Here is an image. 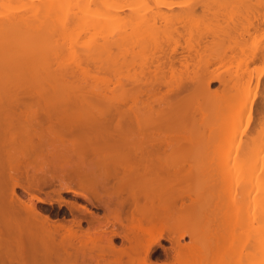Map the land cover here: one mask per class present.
Returning <instances> with one entry per match:
<instances>
[{"label":"bare ground","instance_id":"1","mask_svg":"<svg viewBox=\"0 0 264 264\" xmlns=\"http://www.w3.org/2000/svg\"><path fill=\"white\" fill-rule=\"evenodd\" d=\"M0 1L15 4L0 16V264H124L123 258L215 264L210 253L225 264L222 244L212 240L218 256L204 247L213 231L203 228L220 223L221 215L213 221L206 214L236 208L245 225L264 218V144H239L236 165L228 167L221 119L208 125L209 115L219 121L241 88L236 70L218 71L246 54L255 33H264V0H131L126 14L114 0ZM233 9L241 18L234 20ZM191 16L197 20L189 29ZM84 30L113 31V37L101 33L100 42L80 43ZM139 33L153 42L134 51L131 39ZM253 51L249 61H260L262 53ZM88 66L115 79L101 86L82 81L78 75ZM215 83L220 92L211 89ZM257 114L262 132V106ZM16 188L49 191L23 199ZM78 189L108 198L107 217L127 222V246L63 225L57 217L67 204L64 194ZM185 237L189 242L181 243ZM157 247L163 257L152 254Z\"/></svg>","mask_w":264,"mask_h":264},{"label":"rangeland","instance_id":"2","mask_svg":"<svg viewBox=\"0 0 264 264\" xmlns=\"http://www.w3.org/2000/svg\"><path fill=\"white\" fill-rule=\"evenodd\" d=\"M181 1H182L183 5H185V3L191 2L192 0H181ZM113 2L121 14H124V13L126 14L129 11H131V9H130L131 8V0H114ZM13 6H15L14 3L12 5V7L11 6H5V7L1 6V1H0V16L8 15V14H11V12H14ZM235 9L238 10V8H235ZM235 9L230 10V12H232L231 14L233 17L235 15L237 16L236 13L239 11L238 10L236 12ZM233 11L235 12V14L233 13ZM224 12H225V14H229V10H222L221 11V13H224ZM241 13L242 12L240 10V14ZM236 16H235L234 20L241 18V15L239 17L238 16L236 17ZM221 17H222V15H221ZM223 18L227 21V18H225L224 16H223ZM196 20H197L196 17L191 16L189 18V20L185 23V26H187V28H189V29L194 28L196 26ZM239 21H241V19ZM228 22H229V20H228ZM241 22H244L243 19ZM223 24H224V22H223ZM229 24H230V22H229ZM179 30H182L181 26L179 27ZM109 32H106V33L104 32L105 34L103 32H101L104 34V36H105L104 37L101 33L97 34L95 31L93 33L92 30H84L83 32H80V34H79L80 38H78V41L80 43L89 42V41L91 42L93 39V41L97 40L98 42H100L101 36H103L104 38H106V35L109 37H111V36L113 37V31L110 33ZM255 34H257V35H255ZM255 34H253L255 36L253 37L254 39H251V41H252L251 44H247V45L253 46V44L258 43L257 44L258 48H256V47L254 48V46L256 44L253 46V49H256L255 50L256 52L258 51L259 47L262 46L260 48L262 51L261 52L262 55H261L260 51L257 52V53H260L261 57H263L260 60L261 62L256 61V62L251 63L249 61L250 58H248L249 56H247V55H249V53H251L250 51H253V50H250L252 47L250 46L251 47L250 48L249 46H245L246 50H247V52H246L247 55L245 53H242V54L237 53L235 55V60H233L234 62L232 61V64L230 63L231 65L228 63L229 65L227 64L225 67L221 68L218 71V72H221L224 74L225 72L229 73L230 69H231V71L233 70L232 72H234V70H236L237 73L241 74L243 79L240 82L241 88H239L240 87L239 86L238 87L239 90L234 91L232 97L229 98V101L227 103H225V105H223L224 106V108H223L224 112L222 111V115L220 116L221 118L219 117V121L217 118V122H216V119H214L212 117V115L211 116L209 115L210 121H209L208 125H210L211 123L212 124L215 123L218 126V123L220 122V119H221L220 123L222 124V127L221 126H219V127H221L223 130H221L222 134H220V135H222V136H220L219 139H221L224 142V145H223L222 150H220V151H221V155H224L228 158V160H227L229 162L228 163L229 166L227 164L228 167H230V165L231 166L236 165L235 160H237V157H238L237 154H238V150L240 147L239 144L243 143V145H244V143H255L258 146H261L264 144V131L259 132L260 126L257 124L258 123L257 112H259V110L261 109V106L264 108V90H263V88H264L263 83L264 82L261 84V86H257V84H259L258 82H260L261 78H262V81H264V53H263L264 52V47H263L264 46V39H263L264 37H262V35L264 36V33H261V31H260L259 33H255ZM247 38L248 37H246V39ZM257 39H258V42H257ZM259 39H260V42H259ZM102 40H105V39L102 38ZM106 40H111V38L107 37ZM245 41H246V43L250 42V40L249 41L245 40ZM131 42L134 46V51H137V50H141L142 48H145L146 46L152 45L153 38L150 36L144 35L143 33H139V34H136L132 37ZM180 42L183 43V40H180ZM245 47H244V49H245ZM247 47L250 51H248ZM77 49H81V48H77ZM255 51H253V53ZM257 53H255V54L257 56H259V59H260L261 57ZM239 54H240L239 58L236 57ZM244 54H245V56H244ZM244 60L249 61V62L247 61L248 64L247 63L245 64V66H247V67L243 66L245 63ZM62 62L66 63V65L68 67H73V64L71 63V61L68 60V57L63 58ZM238 62H240L241 64H239ZM236 64H237V67H236ZM227 66H229V68H228L229 70L227 69L229 72L226 70ZM83 67L85 68V65H83ZM86 69H85L84 73L79 74L78 77H79V79H81L82 81H86L87 83L94 84L96 86H101V85H105L107 82H111V81L113 82V79H115V76H112L113 74L111 75V73L109 71H106V72L102 71L100 73L99 72L97 73V72H95V70L91 66H88V70H86ZM227 73H225V74H227ZM246 81H247V83L249 82L248 83L249 86L248 87L246 86V89H243L242 87L247 84ZM255 86H257V87H255ZM216 88L218 89V91L221 90V88L218 86V83L211 85L212 90H215ZM251 102H253L252 108L248 109L247 105L250 104ZM209 114H211V112H209ZM239 152H241V150H239ZM212 154H214V151ZM215 156L213 157L210 155L207 158L210 157L209 160H212L215 158ZM233 179L235 182L236 181L235 178H233ZM231 181L233 182L232 179H231ZM235 184H233L232 186H234ZM229 187H231V186H229ZM191 188H195L194 184L191 185ZM231 189H232V187H231ZM233 190L230 191L232 196H234L233 192L234 193L237 192L236 187H233ZM16 191L18 192L19 189L16 188ZM222 193L225 194L224 191ZM226 194H225V196H226ZM223 203L225 204L226 201ZM226 210H227V208H225V211ZM214 211H213L214 214L213 213L210 214V212H207V214H208V216L206 214V217L208 218L207 220H210L209 218H211V220H213V218L217 219V216H219V215H221L220 219L223 218V220L220 221V219H219L220 223H218V224L220 225V227L217 226L218 224L216 223V221H217L216 220L215 221L216 225L215 224H213V226L209 225V226H212V228L211 227L208 228L209 226L203 228V230L212 229L211 231H213L212 232L213 234H211V233H208V235H207V233L205 234L208 236V239H210V240H206L207 236L204 237L205 235H203V237H201L198 242L202 243L203 242L202 238H205L206 243H205V246L203 243H202V245L200 243V247L204 246L208 249L209 252L210 251L214 252L213 255L215 254L216 256H218L215 248H214V250H215L214 251L213 248H211V247H214V246H212V245H214V242L216 244H217V242H218V244H222L221 248H219L218 250H219V254H221V257H223L222 260H224L223 262H225V264H264V218H262L259 221H254L253 219L250 218V220H247L248 224L245 225L244 224V221H245L244 217L241 215V212L239 210H237L236 208H229V210L226 211V214L223 216H222V214H224V212H222V211L217 212L216 211V214H215ZM222 223L223 224L226 223L225 224L226 228L222 227V225H221ZM214 226H217V227L214 228ZM207 231L210 232V230H207ZM215 231L218 232L219 235H221V236L223 235L224 238L221 237L223 239H220V238L218 239L217 237L219 235L217 236V233H215ZM204 232H206V231H204ZM204 232H203V234H204ZM214 234H216V235H214ZM211 237H213V238H211ZM214 237H215V239H214ZM212 240H214V242ZM187 242H189L188 237H185L181 241V243H187ZM211 242H213V244H210ZM161 244L166 248L170 246L169 242L166 240H162ZM207 245H208V247H207ZM204 247H203V249H205ZM216 248H217V245H216ZM203 251H205V250H203ZM208 251L204 252V255H205V253H209ZM202 254H203V252H202ZM210 254H211V256L209 254L208 255L210 256L211 261L212 262L214 261V263L216 264L218 257L213 258L212 253H210ZM106 258L111 259L110 256H107ZM207 258H209V257H207ZM207 258L204 259V262L208 260ZM123 260H124L123 261L124 264H128L126 262V258H123ZM201 264H206V262L203 263V261H202ZM219 264H220V262H219Z\"/></svg>","mask_w":264,"mask_h":264},{"label":"flooded vegetation","instance_id":"3","mask_svg":"<svg viewBox=\"0 0 264 264\" xmlns=\"http://www.w3.org/2000/svg\"><path fill=\"white\" fill-rule=\"evenodd\" d=\"M18 189L19 193H17L21 195L23 199H29L32 196L43 197L44 193L49 191L47 188H44L41 192L35 190L26 192L20 188ZM64 198L67 204L63 205L62 214L57 218L62 220L65 227H70L72 230L76 231L79 236H83L87 232L94 233L95 235L103 233L105 236L111 237L112 244L116 248H124L127 246V242L123 238L126 232L122 227V225H126L127 222L122 217V225H120L114 218L107 217L105 204L109 201L105 195L102 197L99 195H90L83 189H78L77 195L68 192L64 194ZM70 203H76L78 205L77 211L69 207ZM38 204L44 208L49 207V205L46 204ZM54 205L57 207L56 204ZM152 254L163 257L164 251L161 247H157L153 250Z\"/></svg>","mask_w":264,"mask_h":264}]
</instances>
